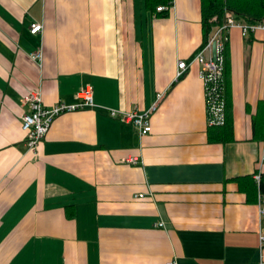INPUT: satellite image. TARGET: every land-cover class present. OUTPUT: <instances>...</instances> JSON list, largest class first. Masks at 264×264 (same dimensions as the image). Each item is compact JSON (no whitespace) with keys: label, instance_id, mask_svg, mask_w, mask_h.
Wrapping results in <instances>:
<instances>
[{"label":"crops","instance_id":"0c3cea01","mask_svg":"<svg viewBox=\"0 0 264 264\" xmlns=\"http://www.w3.org/2000/svg\"><path fill=\"white\" fill-rule=\"evenodd\" d=\"M201 2L0 0V264L259 263L264 214L235 177L264 172V30L229 31L232 137L212 141ZM86 85L97 107L59 114L30 151L26 92L52 106ZM158 94L144 135L104 109Z\"/></svg>","mask_w":264,"mask_h":264},{"label":"built area","instance_id":"2783aa9c","mask_svg":"<svg viewBox=\"0 0 264 264\" xmlns=\"http://www.w3.org/2000/svg\"><path fill=\"white\" fill-rule=\"evenodd\" d=\"M168 6H158L157 10L167 9ZM209 22L211 23V32L204 44L193 56V61L200 64V77L204 82L205 103H206V122L208 126H218L225 123L226 119V100L224 86V49L229 38V31L236 28L242 36H247L258 30H264V18L255 22H247L238 18L232 10L225 8L221 18L213 15ZM42 28L40 23H32L30 32L38 33ZM215 44V55L212 47ZM41 51L31 54L34 60L41 59ZM177 75L183 73L187 67L184 60L178 61ZM161 95H157V100L146 110L137 109L121 110L112 107H104L106 114L122 123H127L135 127L140 135H144L151 130L150 116L156 110L158 100ZM77 101L73 103L58 102L52 106H45L42 101V91L40 86L29 89L24 95V102L28 110L21 117V128L25 132L26 144L30 151L35 153L38 144L44 139L53 119L63 112L74 111L80 108H96L93 101L92 88L89 85L81 88L76 94ZM264 155V154H262ZM264 158V156H262ZM128 160L137 161L135 157ZM261 170L254 173L253 178L257 186V204L260 214H264V190L260 187ZM136 197H143L139 193ZM162 221L156 223V226H163ZM260 260L258 264H264V235H260ZM166 264H176L175 259L169 260Z\"/></svg>","mask_w":264,"mask_h":264},{"label":"trees","instance_id":"16d2710c","mask_svg":"<svg viewBox=\"0 0 264 264\" xmlns=\"http://www.w3.org/2000/svg\"><path fill=\"white\" fill-rule=\"evenodd\" d=\"M151 3L156 7L160 3H165L169 0H150ZM201 14H202V27L204 31V39H207L211 23L209 19L213 15L222 17L225 8L233 11L238 17L242 18L247 22H255L261 18H264V0H201ZM157 8V7H156ZM206 41V40H205ZM226 48V45H225ZM228 71V63L225 56L224 49V86L226 88L225 79ZM225 95V92H224ZM226 100V119L225 123L218 126H207V134L212 141H226L232 137V114L231 105L228 96L225 95ZM238 181L240 189H242L248 200H255L256 194V182L252 178V175H245L242 177H235ZM260 187L264 189V172L261 173Z\"/></svg>","mask_w":264,"mask_h":264},{"label":"water","instance_id":"95a60500","mask_svg":"<svg viewBox=\"0 0 264 264\" xmlns=\"http://www.w3.org/2000/svg\"><path fill=\"white\" fill-rule=\"evenodd\" d=\"M212 52H213V55H215V44H213Z\"/></svg>","mask_w":264,"mask_h":264},{"label":"bare ground","instance_id":"6f19581e","mask_svg":"<svg viewBox=\"0 0 264 264\" xmlns=\"http://www.w3.org/2000/svg\"><path fill=\"white\" fill-rule=\"evenodd\" d=\"M262 189V188H261ZM262 190H264V189H262Z\"/></svg>","mask_w":264,"mask_h":264}]
</instances>
